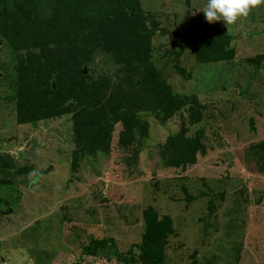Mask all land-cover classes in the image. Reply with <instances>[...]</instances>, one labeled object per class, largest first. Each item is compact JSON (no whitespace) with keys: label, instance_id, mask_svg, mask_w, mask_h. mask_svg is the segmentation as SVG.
I'll return each mask as SVG.
<instances>
[{"label":"rangeland","instance_id":"1","mask_svg":"<svg viewBox=\"0 0 264 264\" xmlns=\"http://www.w3.org/2000/svg\"><path fill=\"white\" fill-rule=\"evenodd\" d=\"M33 1L39 14L50 11L51 0ZM138 2L157 24L150 62L173 92L204 106L200 121L187 125L188 134L205 132L206 154L185 167L164 166L159 146L187 123V112L164 121L140 111L143 142L138 129L121 141L116 123L109 150L83 157L73 169L69 114L16 121L15 53L0 40V264H121L81 255V248L96 238H112L121 251L139 243L147 206L168 216L175 231L165 247L167 264H264V172L246 169L255 166L249 146L264 139V3L228 25L204 19L207 0ZM202 22L231 36V59L198 63L189 48L176 61L174 35ZM87 70L90 80H118L114 59L98 50ZM6 156L12 167L2 164Z\"/></svg>","mask_w":264,"mask_h":264},{"label":"trees","instance_id":"2","mask_svg":"<svg viewBox=\"0 0 264 264\" xmlns=\"http://www.w3.org/2000/svg\"><path fill=\"white\" fill-rule=\"evenodd\" d=\"M51 2L50 11L39 14L33 0H0V40L15 53L11 87L18 123L35 124L69 114L74 142L71 164L76 170L83 157L109 150L116 123L122 127L121 141H131L138 129L143 142L147 125L138 118L140 111L165 121L184 109L187 123L159 146L160 159L164 166L178 168L206 154L203 129L188 134V125L200 121L204 106L194 95L173 92L150 62L157 24L144 18L138 0ZM173 39L179 46L176 61L189 48L198 63L233 57L231 36L207 22ZM96 50L109 54L119 68L114 83L106 76L90 80L88 70L83 74ZM175 67L187 76L182 67ZM247 154L255 166L246 163V169L264 172V139L249 146ZM1 161L12 167L9 157ZM142 218L140 242L126 251L119 250L112 238H96L81 248V255H105L121 264H167L165 247L175 234L170 218L159 217L152 206L145 207Z\"/></svg>","mask_w":264,"mask_h":264},{"label":"clouds","instance_id":"3","mask_svg":"<svg viewBox=\"0 0 264 264\" xmlns=\"http://www.w3.org/2000/svg\"><path fill=\"white\" fill-rule=\"evenodd\" d=\"M264 3V0H207L202 9L208 22L223 21L232 24L238 17L248 15L249 8Z\"/></svg>","mask_w":264,"mask_h":264},{"label":"water","instance_id":"4","mask_svg":"<svg viewBox=\"0 0 264 264\" xmlns=\"http://www.w3.org/2000/svg\"><path fill=\"white\" fill-rule=\"evenodd\" d=\"M83 74H87V67L84 65L83 67ZM12 211V209H7L4 214H9Z\"/></svg>","mask_w":264,"mask_h":264}]
</instances>
